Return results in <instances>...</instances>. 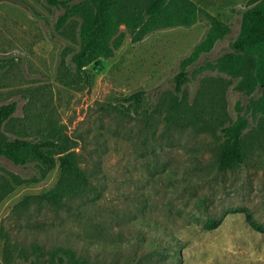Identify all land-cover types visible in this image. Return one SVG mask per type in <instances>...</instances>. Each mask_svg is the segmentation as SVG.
Instances as JSON below:
<instances>
[{
    "label": "rangeland",
    "instance_id": "obj_1",
    "mask_svg": "<svg viewBox=\"0 0 264 264\" xmlns=\"http://www.w3.org/2000/svg\"><path fill=\"white\" fill-rule=\"evenodd\" d=\"M197 1L205 13L191 26L160 28L137 42L127 32L113 57L92 66L94 86L81 89L68 81L78 40L57 28L64 8L0 0V104L16 101L18 122L33 102L27 125L37 136L38 119L54 110L99 190L64 207L24 202L56 184L59 161L41 180L18 185L0 203V264H264V230L245 210L264 225V158L253 154L235 168H218L220 127L243 115L255 129L262 116L253 105L258 88L248 91L241 74L215 65L232 50L253 0ZM209 15L229 31L187 67L178 93L181 59L207 35ZM139 89L146 90L141 105L124 101ZM185 100L190 117L170 123L171 105ZM8 170L36 172L0 155V171ZM211 219L221 223L209 228Z\"/></svg>",
    "mask_w": 264,
    "mask_h": 264
},
{
    "label": "trees",
    "instance_id": "obj_2",
    "mask_svg": "<svg viewBox=\"0 0 264 264\" xmlns=\"http://www.w3.org/2000/svg\"><path fill=\"white\" fill-rule=\"evenodd\" d=\"M49 3L64 8L57 20V28L68 31L72 38L76 36L78 40V47L67 67V75L70 85L81 89L94 86L92 66H103L104 58L113 57L127 32L137 42L160 28L191 26L205 13L197 0H49ZM209 16L212 25L207 35L181 59L182 70L176 75L178 93L184 91L189 78L187 67L202 54L210 52L229 31L227 23L217 16ZM123 25L126 27L124 30ZM231 44L232 50L220 57L215 65L221 70L241 74L243 88L248 91L258 88L262 95L253 101V105L262 112V116L255 129H249L250 122L243 115L220 127L225 138L218 153V168L221 171L246 163L253 158V154L254 158H264V0H253L243 10L240 32ZM145 94V89H139L124 97V101L141 105ZM180 103L176 101L171 105L168 115L170 123H184L190 117L193 106L186 100ZM33 106V102L28 106L26 119H17L16 122L18 103L10 101L0 104V155L18 166L36 170L32 175L0 171V203L18 185L44 178L58 161L61 173L56 184L39 194L28 195L24 202L35 198L55 207H64L69 199L77 195L98 192L93 181L94 174L80 161L78 141L68 133L66 123L58 118L54 110L38 119L43 128L39 136L29 132L27 123L34 121ZM6 128L17 129L18 135L10 136ZM245 210L249 223L258 230H264V225L253 213ZM220 223L221 219H211L206 226L213 228Z\"/></svg>",
    "mask_w": 264,
    "mask_h": 264
}]
</instances>
